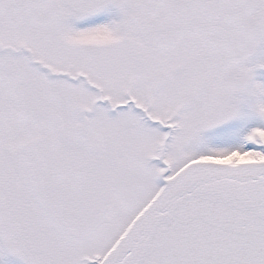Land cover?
<instances>
[{"label":"snow or ice","instance_id":"6c2138e0","mask_svg":"<svg viewBox=\"0 0 264 264\" xmlns=\"http://www.w3.org/2000/svg\"><path fill=\"white\" fill-rule=\"evenodd\" d=\"M264 0H0V264H264Z\"/></svg>","mask_w":264,"mask_h":264},{"label":"rangeland","instance_id":"374dc122","mask_svg":"<svg viewBox=\"0 0 264 264\" xmlns=\"http://www.w3.org/2000/svg\"><path fill=\"white\" fill-rule=\"evenodd\" d=\"M261 76L264 77V73H261Z\"/></svg>","mask_w":264,"mask_h":264}]
</instances>
